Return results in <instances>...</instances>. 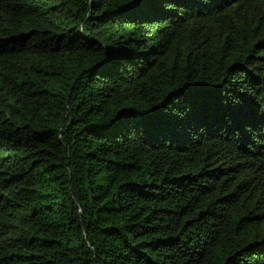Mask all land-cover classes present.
<instances>
[{
    "label": "trees",
    "instance_id": "trees-1",
    "mask_svg": "<svg viewBox=\"0 0 264 264\" xmlns=\"http://www.w3.org/2000/svg\"><path fill=\"white\" fill-rule=\"evenodd\" d=\"M0 264H264V0H0Z\"/></svg>",
    "mask_w": 264,
    "mask_h": 264
}]
</instances>
